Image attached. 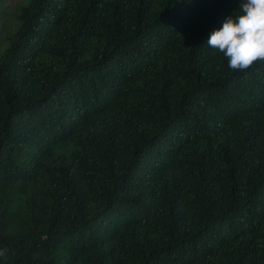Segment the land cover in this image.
I'll list each match as a JSON object with an SVG mask.
<instances>
[{
    "label": "trees",
    "instance_id": "trees-1",
    "mask_svg": "<svg viewBox=\"0 0 264 264\" xmlns=\"http://www.w3.org/2000/svg\"><path fill=\"white\" fill-rule=\"evenodd\" d=\"M240 2L19 8L0 264H264V62L232 70L207 46Z\"/></svg>",
    "mask_w": 264,
    "mask_h": 264
},
{
    "label": "clouds",
    "instance_id": "clouds-1",
    "mask_svg": "<svg viewBox=\"0 0 264 264\" xmlns=\"http://www.w3.org/2000/svg\"><path fill=\"white\" fill-rule=\"evenodd\" d=\"M238 12L210 34L207 46L222 53L230 69L243 71L264 62V0H241ZM6 252L0 250V256Z\"/></svg>",
    "mask_w": 264,
    "mask_h": 264
},
{
    "label": "rangeland",
    "instance_id": "rangeland-1",
    "mask_svg": "<svg viewBox=\"0 0 264 264\" xmlns=\"http://www.w3.org/2000/svg\"><path fill=\"white\" fill-rule=\"evenodd\" d=\"M28 0H1L0 1V53L7 46L17 31L16 15L21 6Z\"/></svg>",
    "mask_w": 264,
    "mask_h": 264
}]
</instances>
